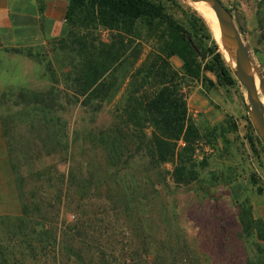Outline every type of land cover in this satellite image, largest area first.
<instances>
[{
  "label": "rangeland",
  "instance_id": "rangeland-1",
  "mask_svg": "<svg viewBox=\"0 0 264 264\" xmlns=\"http://www.w3.org/2000/svg\"><path fill=\"white\" fill-rule=\"evenodd\" d=\"M220 1L248 47L264 111V0ZM172 5L176 18L191 19L184 0ZM86 27L94 24L79 20L76 33ZM160 32L142 31L107 74L111 90L97 113L82 98L64 99L80 68L69 45L35 47L31 57L0 50V264H264V149L247 138L250 128L256 134L245 91L182 80L188 115L203 134L214 132L203 147L208 165L188 186L172 183L171 165L150 170L137 150L130 119L143 100L138 72L165 58ZM94 36L109 38L104 30ZM167 62L181 74L176 57ZM52 87L61 104L54 111L6 95ZM228 121L235 131H225ZM76 220L84 227L71 226Z\"/></svg>",
  "mask_w": 264,
  "mask_h": 264
},
{
  "label": "trees",
  "instance_id": "trees-1",
  "mask_svg": "<svg viewBox=\"0 0 264 264\" xmlns=\"http://www.w3.org/2000/svg\"><path fill=\"white\" fill-rule=\"evenodd\" d=\"M179 1L69 0L65 16L66 34L49 44L63 42L79 56L80 68L71 76L64 90L66 103L76 104L82 98L81 105L97 113L111 90L107 74L126 62L128 56L126 54L122 59L124 53L131 49L142 31L153 36L160 29V37L165 38V58L159 56L152 61L146 60L141 67L143 71L138 72L144 92L139 115L130 119L136 128L132 136L150 170L171 165L169 176L172 183L176 187H186L197 181L200 172L207 167L203 147L209 146L210 142L206 141L209 136H214V132L203 134L188 115L182 80H194L213 88L238 86L243 92L245 90L225 62L206 22L189 6L190 20H180L171 12L172 4ZM228 10L232 12L230 8ZM83 19H90L94 27H86V34L80 36L76 28L79 20ZM98 30L108 33V41L94 36ZM261 37L264 41V32ZM6 51L32 56L31 48ZM171 57L181 62V74L167 62ZM205 73L212 74L216 81L212 82ZM55 92L54 87L45 92L21 88L15 94L10 92L6 95L17 99L15 105L54 111L61 107ZM145 127L150 129V134L145 132ZM235 130V124L228 121L225 131ZM247 138L252 147L264 149L251 128ZM71 226L81 229L84 224L76 220Z\"/></svg>",
  "mask_w": 264,
  "mask_h": 264
},
{
  "label": "crops",
  "instance_id": "crops-1",
  "mask_svg": "<svg viewBox=\"0 0 264 264\" xmlns=\"http://www.w3.org/2000/svg\"><path fill=\"white\" fill-rule=\"evenodd\" d=\"M69 0H0V50L27 49L65 36Z\"/></svg>",
  "mask_w": 264,
  "mask_h": 264
},
{
  "label": "water",
  "instance_id": "water-1",
  "mask_svg": "<svg viewBox=\"0 0 264 264\" xmlns=\"http://www.w3.org/2000/svg\"><path fill=\"white\" fill-rule=\"evenodd\" d=\"M184 1L199 2L211 9L216 17L220 32L227 37L228 41L235 48L233 67L230 65L229 67L231 68V71L233 72V75L239 85L245 90L246 99L250 105L249 119L258 140L264 147V111L256 90L254 77L252 75L253 69L249 50L244 44L232 13L229 12L228 8L220 0ZM226 63L228 64V62Z\"/></svg>",
  "mask_w": 264,
  "mask_h": 264
},
{
  "label": "bare ground",
  "instance_id": "bare-ground-1",
  "mask_svg": "<svg viewBox=\"0 0 264 264\" xmlns=\"http://www.w3.org/2000/svg\"><path fill=\"white\" fill-rule=\"evenodd\" d=\"M189 6H191L193 9L198 11L208 24V26L212 29V31L215 33L217 41L222 45L223 49L225 52L230 56L233 62V57L235 55V48L232 46V44L228 41L227 37L224 36L219 29L216 17L214 13L206 7L205 5L199 3V2H190V1H185ZM252 75L254 77L255 85L257 86L258 80L256 77V72L252 71ZM262 84V83H261ZM263 86V96H264V85ZM261 103H263V100H261Z\"/></svg>",
  "mask_w": 264,
  "mask_h": 264
}]
</instances>
